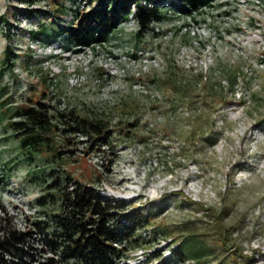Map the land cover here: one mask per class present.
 <instances>
[{
  "label": "rangeland",
  "instance_id": "rangeland-1",
  "mask_svg": "<svg viewBox=\"0 0 264 264\" xmlns=\"http://www.w3.org/2000/svg\"><path fill=\"white\" fill-rule=\"evenodd\" d=\"M97 3L0 0V216L23 226L24 214H37L43 176L60 163L103 194L153 210L146 232H159L147 252L167 253L195 232L208 252L197 264H264L241 243L264 234V0H215L193 14L167 1L144 33L129 19L103 43L64 49L55 33ZM44 96L58 109L108 117L112 146L60 129L55 148L65 152L23 148L9 116ZM146 251L127 261L155 264Z\"/></svg>",
  "mask_w": 264,
  "mask_h": 264
},
{
  "label": "trees",
  "instance_id": "trees-1",
  "mask_svg": "<svg viewBox=\"0 0 264 264\" xmlns=\"http://www.w3.org/2000/svg\"><path fill=\"white\" fill-rule=\"evenodd\" d=\"M167 1L193 14L215 0ZM167 1L97 0L78 24L65 26L55 34L65 35L64 49L82 50L103 43L119 23L129 19H134L137 31L144 33L163 17ZM24 11L17 8V14L26 15ZM10 25L6 21V27ZM5 51V58L14 63L11 59L15 50L8 47ZM231 80L234 84L236 77ZM45 97L18 105L9 116L8 125L23 148L30 147L44 155L65 152L55 148L53 133L60 129L68 134L66 138L85 134L99 150L106 144L112 146L113 124L108 117L89 116L75 108L58 109ZM28 172L33 174L31 169ZM42 183L43 192L32 201L38 212L33 216L24 214L23 226L15 223L12 215L8 217L4 212L0 216V264H129L131 252L150 243L159 232L154 227L146 232L154 218L151 208L107 196L96 184L82 181L60 163L49 168ZM171 245L172 256L182 259H200L208 253L207 245L195 232ZM150 257H157L158 264H171V257L164 258L158 249L148 252L146 261Z\"/></svg>",
  "mask_w": 264,
  "mask_h": 264
},
{
  "label": "built area",
  "instance_id": "built-area-1",
  "mask_svg": "<svg viewBox=\"0 0 264 264\" xmlns=\"http://www.w3.org/2000/svg\"><path fill=\"white\" fill-rule=\"evenodd\" d=\"M23 15L24 14H19L18 16L22 17ZM256 210L257 209L254 208V210H252V212L255 213ZM246 225L242 226V228H237L236 230H234L233 235L239 239L242 238L244 233L247 230ZM241 243H242V254L245 257L247 256L253 262H257L259 260V258H260L259 255L261 253L264 254V234H259V235L252 237V238L243 239L241 241ZM173 245L175 246V244H173ZM140 248L143 252L146 251V248H144V247H140ZM153 250H155V249H153ZM147 253L148 252L146 251L145 258H146ZM162 253H163L164 258H166V257L170 258L171 257V259H170L171 264H197L196 260L193 258H190V257L182 259V258H178L176 256H172L171 248L168 250L167 253H165V252H162ZM141 255H144V254H141ZM151 260H153V261L155 260V264H158V262H159V259L157 257L152 258ZM151 260H149V261H151ZM144 261L149 262V261H146V259H144ZM121 263L127 264V262H125V261H122Z\"/></svg>",
  "mask_w": 264,
  "mask_h": 264
}]
</instances>
